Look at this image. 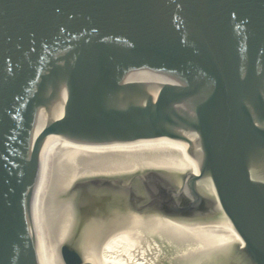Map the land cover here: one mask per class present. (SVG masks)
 Here are the masks:
<instances>
[{
    "label": "water",
    "instance_id": "95a60500",
    "mask_svg": "<svg viewBox=\"0 0 264 264\" xmlns=\"http://www.w3.org/2000/svg\"><path fill=\"white\" fill-rule=\"evenodd\" d=\"M71 190L264 264V0H0V264H90Z\"/></svg>",
    "mask_w": 264,
    "mask_h": 264
},
{
    "label": "bare ground",
    "instance_id": "6f19581e",
    "mask_svg": "<svg viewBox=\"0 0 264 264\" xmlns=\"http://www.w3.org/2000/svg\"><path fill=\"white\" fill-rule=\"evenodd\" d=\"M64 199L90 264H221L230 250L223 236L237 231L227 218L139 213L110 199L80 210L72 190Z\"/></svg>",
    "mask_w": 264,
    "mask_h": 264
}]
</instances>
